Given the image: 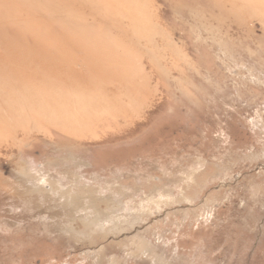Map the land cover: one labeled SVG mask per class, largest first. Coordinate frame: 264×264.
I'll return each instance as SVG.
<instances>
[{
    "label": "rangeland",
    "instance_id": "obj_1",
    "mask_svg": "<svg viewBox=\"0 0 264 264\" xmlns=\"http://www.w3.org/2000/svg\"><path fill=\"white\" fill-rule=\"evenodd\" d=\"M0 264H264V0H0Z\"/></svg>",
    "mask_w": 264,
    "mask_h": 264
},
{
    "label": "bare ground",
    "instance_id": "obj_2",
    "mask_svg": "<svg viewBox=\"0 0 264 264\" xmlns=\"http://www.w3.org/2000/svg\"><path fill=\"white\" fill-rule=\"evenodd\" d=\"M34 72H35V70H34ZM37 76V75H36ZM60 76V75H59ZM59 78H57V80H58ZM60 79H62L61 77H60ZM60 79H59V81H60Z\"/></svg>",
    "mask_w": 264,
    "mask_h": 264
}]
</instances>
